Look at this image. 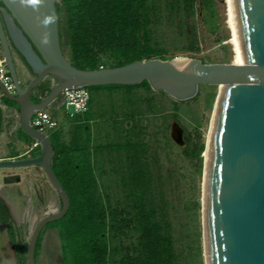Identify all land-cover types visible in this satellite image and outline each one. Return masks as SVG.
<instances>
[{
  "label": "water",
  "instance_id": "95a60500",
  "mask_svg": "<svg viewBox=\"0 0 264 264\" xmlns=\"http://www.w3.org/2000/svg\"><path fill=\"white\" fill-rule=\"evenodd\" d=\"M225 3L230 64H206L195 55L177 53L165 61L152 58L122 67L79 70L62 52L55 0H42L36 10L21 7L19 0H0V48L14 89L12 95L0 82V94L17 105L18 128L39 148L36 157L0 160V169L40 168L60 201L57 211L30 228L25 264H36L40 233L69 209V198L51 169V140L31 127L32 117L48 110L64 90L142 82L179 104L196 99L202 86L219 87L201 199L204 264H264V0ZM49 15L55 22L46 27L41 21ZM45 34L50 41L46 45L41 43ZM13 52L32 75L25 85L19 80ZM47 78L55 84L34 103L33 92ZM170 139L180 148L185 144L178 122L170 126Z\"/></svg>",
  "mask_w": 264,
  "mask_h": 264
},
{
  "label": "trees",
  "instance_id": "16d2710c",
  "mask_svg": "<svg viewBox=\"0 0 264 264\" xmlns=\"http://www.w3.org/2000/svg\"><path fill=\"white\" fill-rule=\"evenodd\" d=\"M55 9L62 52L64 54V48L67 49L65 57L79 70H98L102 67V58L111 60L112 65L107 68L152 58L168 60L169 51L159 36L158 29L162 25L176 34V42H170L174 53L195 55L200 51L192 24L197 0H55ZM51 88L44 81L35 89L31 100L39 102ZM139 88L147 94L152 92L147 82L137 86L88 87L89 106L91 91H122L131 103L129 96ZM4 100L8 107L17 110L16 104ZM172 104L171 119L178 122V103L172 101ZM89 106L83 115L69 118L64 114V121L48 136L54 150L51 169L69 198V209L64 217L44 228L56 230L62 264H194L200 249H196V258L189 252L181 259L164 200L160 198L161 205L154 201L152 178L142 161L146 155L142 143L128 139L102 147L110 154L116 153L120 166L115 173L120 175L126 193L125 205L119 209V203L112 204L108 196L100 193L94 174L96 149L92 151L90 126L84 122L91 118ZM50 116L60 123L54 112ZM15 136L26 144L33 143L19 128ZM183 139L185 144L180 156L195 160L199 171L200 155L205 148L200 134L183 131ZM38 154L36 146L29 158ZM168 163L167 174L173 177L176 169H170L171 160ZM198 205L194 204L195 209ZM5 223H10V215L0 199V224ZM44 229L36 243L35 261ZM124 231L135 234V243L124 248H110ZM25 252L26 249H22L21 264H25ZM114 253L119 256L117 262L112 260Z\"/></svg>",
  "mask_w": 264,
  "mask_h": 264
},
{
  "label": "rangeland",
  "instance_id": "374dc122",
  "mask_svg": "<svg viewBox=\"0 0 264 264\" xmlns=\"http://www.w3.org/2000/svg\"><path fill=\"white\" fill-rule=\"evenodd\" d=\"M56 1L58 2V0ZM225 7V0H197L196 15L192 24L195 27L200 50L195 56L199 57L202 63H232V50L228 44L230 33L226 26ZM158 30L161 40L165 42V49L169 51L167 56L177 54L178 52L174 53L170 45V42H176V34L167 29L165 25L160 26ZM63 51L67 55V49L64 48ZM13 57L19 80L25 85L31 79L30 72L24 67L17 55L14 54ZM100 65L105 69L110 67L112 62L108 58H102ZM45 83L50 87L54 85L51 78H47ZM217 95V86H202L195 102L193 100L184 104L178 103L177 106L178 123L183 131L199 133L204 145ZM129 97L131 103L128 101L126 93L122 91L112 93L91 91L92 102L89 106L91 118L84 119V122L90 126L92 151L94 152L96 149L93 157L95 160L94 174L99 191L104 196H108L112 204L119 203V209L125 205L126 193H124V188L121 185L120 175L115 173L118 171L117 167L120 166L116 153L110 154L107 149L102 147L123 143L128 139L142 143L146 152L142 161H145L152 178V196L157 204H160V198L164 200L165 212L172 225L173 236L181 259L186 258L189 252L196 258L195 254L198 248V250L200 249L198 251L199 258H196L194 264H204L201 222L203 154L200 155L202 165L198 171L195 165L196 161L181 157V148L170 139V126L173 122L171 119L173 100L162 93L152 91L147 94L141 88L132 91ZM57 104L59 105L60 102ZM58 105L53 106V110H48V113L52 115L54 112L59 118L60 123L58 125H60L64 121V113L61 109L55 110ZM14 111V108L10 109V121L13 130L17 128V118ZM53 131L48 130L45 134L49 136ZM82 136V140H84V132ZM8 137L12 138L10 144H12L13 149L19 147L20 151L24 153L23 157H29L30 151L34 148V143L30 145L20 141L21 144H19L13 140V133ZM4 142H11V139L5 137ZM98 147L101 149H97ZM7 151L8 148H4L1 154L5 155ZM169 160L172 161L170 169H176V174L173 177L167 174ZM36 173L39 174L36 175ZM39 176H42L40 169L32 167L0 169V182L2 184L7 182L8 177L20 179L17 183L19 187H13L17 189H11V194L15 196L18 190L24 194V203L16 211V216L10 218L9 224H3V230L7 231L8 236L10 233V241L15 249L18 242L26 247L30 228L40 218L60 208V201L54 191L47 194L45 189L40 192L36 190L38 193L36 196L29 192L30 186L27 185V181L35 178L33 187L36 186L38 189L41 187L37 184ZM27 178L29 179L27 180ZM44 182L47 184L46 178ZM195 203L199 204L197 209L194 207ZM27 214L28 216L30 214V217L27 218ZM124 234L114 243H111L110 248H124L135 243L134 233L127 234L124 231ZM197 235H200L198 240ZM41 244L45 247L43 250L46 258L45 264H62L55 229H44ZM9 252L0 226V264H5L6 261L10 263ZM112 260L117 262L119 260L118 254L114 253Z\"/></svg>",
  "mask_w": 264,
  "mask_h": 264
},
{
  "label": "crops",
  "instance_id": "0c3cea01",
  "mask_svg": "<svg viewBox=\"0 0 264 264\" xmlns=\"http://www.w3.org/2000/svg\"><path fill=\"white\" fill-rule=\"evenodd\" d=\"M16 65V64H15ZM17 69V68H16ZM5 104L4 102V98H2L0 96V154L2 153L3 149L4 148H8V151L6 152L5 155L1 154L0 155V160H16V159H25V158H29V157H23L24 153H22L20 151V148H12V138L11 137H8L10 136L12 133L14 135V139L15 141H17V143H19L20 141L24 143V141L18 139L16 136H15V133L18 131L17 128H15V130H13L12 132V123L11 121L10 122H7L6 118H5V112L4 110L2 109L1 105ZM7 106V105H6ZM51 109V108H50ZM49 109V111H50ZM53 110V109H52ZM48 111V110H47ZM9 131H11L12 133L9 135L7 134ZM5 137H7V139H11V142H4L5 140ZM21 144V143H19ZM17 144V145H19ZM20 151V152H19ZM14 154H17L16 157H11L12 155ZM32 168H35V169H40L38 167H32ZM18 169V168H17ZM40 171L42 172V170L40 169ZM39 173H36V175H38ZM34 177H38V176H34ZM9 179H7V182L2 184L0 182V199L3 201L4 203V206L5 208L7 209L9 215H10V218H14L16 216V211L21 208L22 204L24 203V194L22 192H20V190H18L17 193H15L16 195H12L11 194V189H17V188H13V187H19L17 185V183L20 181V179L18 178H14V177H8ZM29 178H27L28 180ZM44 179H45V176L42 172V176H39V179H38V183L41 187H39L37 189L36 186L33 187V182H35V178L34 179H29L27 181V185L30 186L29 188V192L32 193L34 196H36V194H38V190L39 192L42 190V189H45L44 191L49 194L50 191L52 192L53 189L50 187V185L46 184V182H44ZM35 184V185H37ZM37 190V192H36ZM43 191V190H42ZM44 193V192H43ZM55 193V192H54ZM30 217V214L28 216L27 214V218ZM1 226V230L3 231V236H4V240H5V243H6V246H7V249L10 251V263L8 261L5 262V264H21L20 260H21V251L22 249H26V247H23L21 243H17L16 244V249L12 246L11 244V236H10V233H9V236L7 235V231L6 230H3V224H0ZM57 234V232H56ZM58 238V236H57ZM45 249V247L43 246V244H40V247H39V251H38V254H37V257H36V261L35 263L36 264H45V255L43 254V250ZM58 251H59V254H60V243H59V239H58ZM61 256V255H60Z\"/></svg>",
  "mask_w": 264,
  "mask_h": 264
},
{
  "label": "built area",
  "instance_id": "2783aa9c",
  "mask_svg": "<svg viewBox=\"0 0 264 264\" xmlns=\"http://www.w3.org/2000/svg\"><path fill=\"white\" fill-rule=\"evenodd\" d=\"M99 69H103V68L100 67ZM0 82L5 87V89L10 94L13 95L14 93L13 85L10 76L8 74L5 60L1 52V48H0ZM0 96L4 98L2 94H0ZM89 100H90V93L87 90V88L82 87V88L68 89L62 92L58 101L52 104L50 108L52 109L53 106L58 105L57 103L60 102L57 109L55 110L62 109L66 117L72 118L77 115H83L87 112L89 106ZM1 107L5 112V118L7 122H10L11 119L10 109L12 108L4 104H2ZM14 115L16 116V118H18V111H16V109L14 111ZM57 124H58L57 121L52 119V117L50 116L47 110L37 112L31 119V127L44 134L48 130H55ZM11 128L13 130V127ZM17 128H18V121H17ZM11 133L12 132L9 131L7 134L10 135ZM35 147L36 144H34V148Z\"/></svg>",
  "mask_w": 264,
  "mask_h": 264
},
{
  "label": "bare ground",
  "instance_id": "6f19581e",
  "mask_svg": "<svg viewBox=\"0 0 264 264\" xmlns=\"http://www.w3.org/2000/svg\"><path fill=\"white\" fill-rule=\"evenodd\" d=\"M225 6H226V3H225ZM225 9H226V7H225ZM225 17H226V26H227V29H228V31L230 33L229 24H228V18H227V9L225 11ZM228 44L231 46V50H232L231 36H230V38L228 40ZM235 65H239L240 66V65H243V64H235ZM220 86H222V85H220ZM220 96H221V92H220V89L218 87V95H217L216 101H214L215 105H214V108H213L212 117H211L210 122H209L210 123V127H209V131H208V134H207V137H206V140H205V148H204V151H203V159H204V161H203L202 192H203L204 186H205L207 162H208L209 150H210V145H211L212 136H213L214 127H215V122H216V116H217V110H218V104H219ZM33 143L35 144V142H33Z\"/></svg>",
  "mask_w": 264,
  "mask_h": 264
},
{
  "label": "clouds",
  "instance_id": "9594fccd",
  "mask_svg": "<svg viewBox=\"0 0 264 264\" xmlns=\"http://www.w3.org/2000/svg\"><path fill=\"white\" fill-rule=\"evenodd\" d=\"M41 3H42V0H19V4L21 7H24V8L31 7L33 10H36L37 6L40 5ZM54 22H55V20L51 15L45 17L41 21V23L46 27L49 26L50 24L54 23ZM49 42L50 41H49L48 34H45L41 40V43L46 45Z\"/></svg>",
  "mask_w": 264,
  "mask_h": 264
},
{
  "label": "flooded vegetation",
  "instance_id": "af4514ba",
  "mask_svg": "<svg viewBox=\"0 0 264 264\" xmlns=\"http://www.w3.org/2000/svg\"><path fill=\"white\" fill-rule=\"evenodd\" d=\"M16 55L17 53H14L13 52V55ZM18 56V58L21 60V62H22V64L24 65V67L28 70V68L25 66V64H24V62H23V60L20 58V56L19 55H17ZM29 71V70H28ZM30 75H31V73H30ZM31 78H32V75H31ZM54 82V81H53ZM54 84H55V82H54Z\"/></svg>",
  "mask_w": 264,
  "mask_h": 264
}]
</instances>
